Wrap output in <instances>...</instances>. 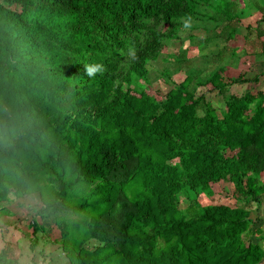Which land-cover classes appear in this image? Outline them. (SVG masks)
Returning a JSON list of instances; mask_svg holds the SVG:
<instances>
[{"label": "trees", "instance_id": "16d2710c", "mask_svg": "<svg viewBox=\"0 0 264 264\" xmlns=\"http://www.w3.org/2000/svg\"><path fill=\"white\" fill-rule=\"evenodd\" d=\"M245 7L0 0V202L38 195L31 251L39 231L55 228L54 264L262 262L264 233L252 227L260 219L245 206L201 205L199 197L229 184L236 201L261 205L264 92H228L264 72L250 80L228 77L223 66L205 76L187 66L163 99L147 89L148 66L180 31L201 27L215 40L209 31L225 28L233 37ZM225 52L218 49L216 62ZM186 53L173 57L180 69ZM90 67L99 70L90 76ZM206 85L224 98L220 114L197 95Z\"/></svg>", "mask_w": 264, "mask_h": 264}, {"label": "crops", "instance_id": "0c3cea01", "mask_svg": "<svg viewBox=\"0 0 264 264\" xmlns=\"http://www.w3.org/2000/svg\"><path fill=\"white\" fill-rule=\"evenodd\" d=\"M241 1L242 0H240V2ZM260 2H262V4H260ZM263 3L264 0H259V3H255L254 9L249 8L246 11V14L241 19V25H239L233 37L229 38L227 29L223 28V31H209L212 36L217 35L215 40L212 37L209 38V36H206V39L204 38L206 42L200 43L203 45L213 44L215 46L214 55L217 53L218 49L222 47L223 51H226L223 54V62L219 64L215 61L216 64H214V69H216L218 66H223L228 77H238L239 75H243L245 78L250 80L264 72V19L261 20V18L264 16ZM201 29L202 28L199 27L189 30V32L192 37L201 40L202 35H195L191 33ZM201 31L205 32L204 30ZM189 42L191 43V41ZM191 53L193 54L194 52ZM192 54H190L191 57ZM191 57H188V60ZM245 61L248 64V68L246 67ZM252 68L256 69L257 73L249 76V69ZM234 72H237L235 76L232 75ZM262 79L264 80V76H262ZM260 80L261 76L259 77V81ZM262 181L264 182V177H262ZM34 196L35 195H33V197L30 196L23 199L11 198L9 201L0 202V255L2 250H4L6 247H9L5 256L0 258V264L61 263V251L58 249V245L54 243V241L58 239V236L54 234L53 229L49 234H44L39 231L37 233V238L40 239L39 245L32 251L29 249L30 238L32 237V229L30 228L29 224L36 216V212L41 207V203L38 206L35 205L37 206L38 210L33 213L32 217L27 216L32 213L30 205L32 204V200L35 201ZM232 197L237 204L235 206H240L238 205L239 203L242 204L241 202L236 201L233 195ZM28 198L30 200L24 203L23 200ZM248 209L253 211V220H255V218L260 219V222L255 224L253 230H259L263 234L264 196L262 197L261 205L253 206V210H251L252 208ZM36 221L39 224L41 223L39 218H36ZM252 238L256 241L258 240L256 236ZM46 240H48L49 243H46ZM260 264H264V258Z\"/></svg>", "mask_w": 264, "mask_h": 264}, {"label": "rangeland", "instance_id": "374dc122", "mask_svg": "<svg viewBox=\"0 0 264 264\" xmlns=\"http://www.w3.org/2000/svg\"><path fill=\"white\" fill-rule=\"evenodd\" d=\"M255 3H259V0H242L241 4H244L246 6V10L249 8H255ZM262 4V2H260ZM264 4V3H263ZM203 30V29H201ZM201 30H196L194 32H191L195 35H202L201 40H205L206 36L209 35L205 34V32ZM191 34L188 29H184L179 32L178 37L171 41L168 44V53L160 56L156 61L152 62L149 66V84L147 86L148 91L155 96L157 100L163 99L165 93L170 89L171 82H179L183 79L184 73L187 66L202 70V76L207 75L209 72H211L215 65V46L213 44H198L196 41H191ZM205 38V39H204ZM210 42V41H209ZM208 42V43H209ZM194 48V50H193ZM186 49L187 53L185 57H191V52H194L192 54V57L189 58L188 64L182 63L180 65L181 69L178 68L175 64V57L179 51H184ZM189 53V54H188ZM246 63V67L248 68V64ZM249 76H252L257 73V70L252 68L249 69ZM166 72V73H165ZM167 74L169 77H164L163 74ZM237 72L232 73V75H236ZM257 91H263L264 92V80L262 79L259 82L255 83H248V84H239V85H232L229 89L228 94L241 96L246 92H252L256 93ZM203 94L205 96L206 101H209L211 105L214 107L216 112L220 114V112L224 109V98L223 96L218 95L215 91L212 90L210 85L202 86L197 89V95ZM212 195L207 197L205 195H200L199 202L201 205H207V204H224L228 206H235L237 205L234 198L232 197V188L229 184H214L212 185ZM33 197V196H32ZM35 201L32 200L31 206V212L28 217H32L33 213H35L38 209L37 206L40 204L38 195L34 196ZM180 199L181 207L186 206L183 197L181 196ZM26 200V201H25ZM23 200L24 203L28 202L30 199ZM242 203V202H241ZM37 205V206H35ZM240 206H245L246 208H252L253 206H256L255 204H238ZM253 213V211H251ZM254 217V214L252 215ZM254 227V226H252ZM54 234L58 236V230L53 228ZM96 243L92 242L89 244V247H93Z\"/></svg>", "mask_w": 264, "mask_h": 264}, {"label": "clouds", "instance_id": "9594fccd", "mask_svg": "<svg viewBox=\"0 0 264 264\" xmlns=\"http://www.w3.org/2000/svg\"><path fill=\"white\" fill-rule=\"evenodd\" d=\"M99 70V68H93V67H90V68H88L87 69V71H88V74L91 76V75H93L96 71H98Z\"/></svg>", "mask_w": 264, "mask_h": 264}]
</instances>
